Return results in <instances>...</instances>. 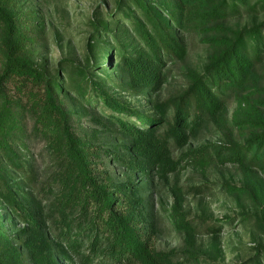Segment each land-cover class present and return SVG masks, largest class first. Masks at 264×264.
I'll use <instances>...</instances> for the list:
<instances>
[{
	"label": "trees",
	"instance_id": "trees-1",
	"mask_svg": "<svg viewBox=\"0 0 264 264\" xmlns=\"http://www.w3.org/2000/svg\"><path fill=\"white\" fill-rule=\"evenodd\" d=\"M114 1L112 10L95 9L90 19L94 57L84 65L62 60L52 71L36 47L34 32L45 28L38 11H26L29 22L17 0H0V207L6 212L0 218L16 227L9 233L0 222V264H172V252L151 247L154 217L142 197L149 187L143 180L154 184L155 169L159 177L177 171L171 140L185 146L198 129L226 123L229 97L239 99L232 124L247 131L245 139L215 144L213 156L206 146L190 150L191 161L237 164L253 182L254 172L264 171V97L257 104L243 97L246 89L264 93L255 69L264 53V20L229 22L242 9L264 10V0ZM193 27L212 32L203 37L212 47L207 62L189 69L179 94L155 102L169 62L187 55L181 30ZM114 53L118 63L104 70ZM89 113L91 125L79 134L76 122ZM160 126H167L161 134ZM32 140L42 141L39 153ZM103 155L123 172L101 169ZM254 186L264 223L262 187ZM174 211L173 223L187 226L195 245V227L179 203ZM18 222L25 227L17 229Z\"/></svg>",
	"mask_w": 264,
	"mask_h": 264
},
{
	"label": "rangeland",
	"instance_id": "rangeland-1",
	"mask_svg": "<svg viewBox=\"0 0 264 264\" xmlns=\"http://www.w3.org/2000/svg\"><path fill=\"white\" fill-rule=\"evenodd\" d=\"M17 2L23 7V19L31 22L32 17L27 15L26 11L37 10L41 17V24H45V28L36 29L34 38L37 39L36 47L42 50L52 71L62 60L84 65L87 63V56L94 57L88 46L92 14L95 9L102 12L115 7L114 0H17ZM254 13L256 14L242 9V12L231 17L229 22L237 24L234 26H240L264 20V10L258 8ZM125 25L128 24H121L120 27H126ZM181 32L187 47V55L182 60L176 59L169 62L168 81L164 83L161 90L153 93L155 102L164 101L184 90L189 81L187 75L189 69L202 70L212 51V47L203 40V37L212 33L210 30L204 31L203 28L193 27ZM119 59L120 56L114 53L109 62L103 63L104 70L112 69ZM1 61L0 55V66ZM255 69L259 80L257 83L263 87L264 53ZM97 75L103 77L101 74ZM110 77L111 80H115L117 74L112 72ZM111 80H108L109 87H112ZM8 86L11 89L13 85L9 83ZM124 94L127 93L123 92L122 95ZM127 97L131 99L130 96ZM236 97H229L226 101L227 110L224 113L226 123L220 125L210 123L209 126L198 129L196 133L190 135L185 146H179L171 140L172 157L178 159V166L180 165L177 171L168 172L166 176L159 177L155 169L153 170L154 184L151 179L143 180V184L148 183L149 187L142 193V197H146L148 202L146 210L153 213L154 217L155 229H150L151 247H154L156 251L172 252V264H252V261L257 258L264 264V247H261L264 245V223L260 221L261 211L256 206V200L251 196L253 194L251 191L255 187L254 182L262 187L264 195V171H255L253 182L248 180L245 172L237 164L216 163L213 157L207 158L204 163L191 161L194 153L190 150L206 146L209 155L213 156V146L227 143V139L232 136L239 142H243L247 131L240 130L232 124L237 110H240L239 99ZM243 97L250 103L257 104V101L263 99L264 93L246 89ZM140 101L143 104L148 103L143 97ZM135 103L139 104V102ZM101 113L98 111V114ZM90 117H92L91 113L81 117L80 126L76 122V130L79 134L83 133L85 127L91 125L87 121ZM77 118L79 117L74 116V119L77 120ZM93 128L98 127L93 125L91 129ZM166 129L167 126H160L158 132L161 134ZM41 147V140H32L31 149L34 152L39 153ZM102 159L105 162L100 164L101 169L109 168L113 174H121L125 169L112 159L108 160L109 157L105 155ZM228 183L237 187L232 188L233 191H231ZM242 188L247 190L243 191ZM177 203L181 205L185 219H188V225L195 227V245H192L188 238L187 226L179 229L173 223ZM259 204L264 211V199ZM5 213L3 207H0V215L3 216ZM0 222L9 233L16 229L11 225L10 220L6 222L1 217ZM150 223L152 224V221ZM150 223H147V226ZM16 225L17 229L25 227L20 222ZM213 228H219V231ZM191 248L195 251V257L190 255ZM27 258L30 260L29 256ZM26 264L34 263L27 261ZM60 264L64 263L60 262Z\"/></svg>",
	"mask_w": 264,
	"mask_h": 264
}]
</instances>
